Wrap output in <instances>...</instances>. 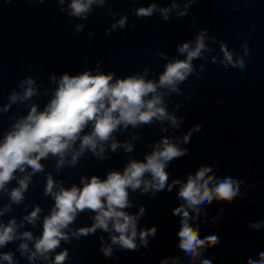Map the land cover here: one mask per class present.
I'll return each instance as SVG.
<instances>
[{
  "label": "clouds",
  "instance_id": "9594fccd",
  "mask_svg": "<svg viewBox=\"0 0 264 264\" xmlns=\"http://www.w3.org/2000/svg\"><path fill=\"white\" fill-rule=\"evenodd\" d=\"M61 4L64 0H59ZM103 0H101V3ZM95 0H70L68 7L71 9L69 15L81 17L89 10ZM155 5L141 7L136 10L138 17L151 16ZM175 7V5H173ZM169 9H163L166 14ZM167 19V15H165ZM126 17L121 18L118 23L124 27ZM78 26V30H79ZM113 28L116 27L114 24ZM206 47L203 32L197 36L195 47L184 43L179 47L181 53H186L185 60L169 62L159 81L146 80L143 76H128L123 79H113V73H97L85 71L80 75L69 76L64 74L59 79V86L50 102L41 112L37 111L34 105L28 115L16 122L13 129L8 132L0 142V190H3L8 182L15 178L14 174L19 170L24 172L26 166L30 167L33 173L41 171L42 159L49 154L59 156V164L69 153L77 140L80 141L79 151L72 156L73 163L77 156L86 149L91 150L95 155H101L104 151V143L113 138V133L119 126L127 128L129 125L137 127L140 124H148L153 118L163 120L168 117L166 109L161 106L159 88H170L176 91V84L184 81L192 72V60L201 55V50ZM221 50L225 58V67L231 64L233 67L243 69V59L233 60V54L223 45ZM29 85L32 81H27ZM34 89L29 87L24 92V97H31ZM151 95V98L149 97ZM12 101L17 99L13 94ZM173 125L177 124L176 118L170 117ZM91 123V131L81 135L88 124ZM194 131H201V125L197 124ZM183 137L184 143H189L192 131ZM151 154L145 157V161L130 160L124 171H110L106 179L93 175L90 180L81 178L82 187L73 185L71 188L60 187L53 191L55 182L49 176L46 194H51L55 204L50 215L43 221V232L35 241V252H31L28 259L31 261L38 255L48 258L47 254L56 249L61 240H67L66 229L76 218L77 214L85 209L95 213L94 223L91 227H83L77 230L74 235L87 236L95 233L97 229L105 232L110 230L109 226L119 235L111 236V243L119 245L124 250L135 251L137 245V217L123 211L130 207L128 190L141 189L148 192L153 189L156 192L165 189L169 179L166 168L174 159L185 156L188 149H182L168 138L161 141ZM120 145L113 140L112 151ZM126 151H132V146L127 144ZM212 169L201 166L195 176L189 175L187 182L179 190L178 196L184 200V204L173 209V215L181 216L179 249L185 254L195 257L200 250L208 243L218 244V234H210L201 237L199 228L189 224V212L193 209L199 213L198 205L211 204L214 200L232 202L239 193V183L230 177L222 181H214L213 176L207 175ZM150 175V179L145 174ZM29 176L18 181L19 186L11 190L10 196L13 202H20L23 193L28 187ZM210 183L214 186L210 187ZM172 184H180L179 180H173ZM172 185H168L169 190ZM37 207L32 213L25 217L29 223H34L40 212ZM141 213L144 211L141 208ZM257 227L259 225H256ZM155 226L139 233L141 241L147 243L148 235H155ZM22 236L31 240L32 233L24 232ZM16 221H9L7 225L0 224V247L16 239ZM103 240V237L100 238ZM21 252L28 251V244H20ZM103 254L108 257L112 254L111 246L101 248ZM67 251L56 255L53 264H63L67 257ZM0 258L13 264L11 253H0ZM203 264H210L205 260ZM247 264H264V253L260 254L259 261L248 260Z\"/></svg>",
  "mask_w": 264,
  "mask_h": 264
}]
</instances>
